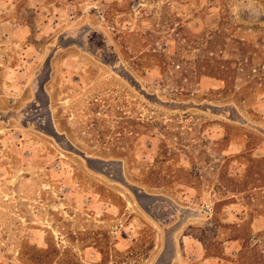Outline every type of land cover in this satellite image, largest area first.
Returning <instances> with one entry per match:
<instances>
[{
  "label": "rangeland",
  "instance_id": "obj_1",
  "mask_svg": "<svg viewBox=\"0 0 264 264\" xmlns=\"http://www.w3.org/2000/svg\"><path fill=\"white\" fill-rule=\"evenodd\" d=\"M0 264H264V0H0Z\"/></svg>",
  "mask_w": 264,
  "mask_h": 264
}]
</instances>
